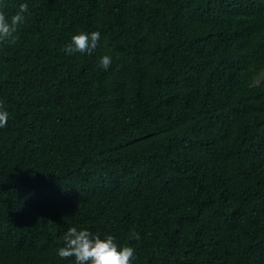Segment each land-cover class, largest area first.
I'll list each match as a JSON object with an SVG mask.
<instances>
[{
    "label": "trees",
    "instance_id": "trees-1",
    "mask_svg": "<svg viewBox=\"0 0 264 264\" xmlns=\"http://www.w3.org/2000/svg\"><path fill=\"white\" fill-rule=\"evenodd\" d=\"M25 3L0 43V264H75L73 226L132 264H264V0L0 11ZM81 31L97 48L67 54Z\"/></svg>",
    "mask_w": 264,
    "mask_h": 264
},
{
    "label": "clouds",
    "instance_id": "clouds-1",
    "mask_svg": "<svg viewBox=\"0 0 264 264\" xmlns=\"http://www.w3.org/2000/svg\"><path fill=\"white\" fill-rule=\"evenodd\" d=\"M25 13L29 15L28 4H20L19 10L10 18L0 11V43H15V33L25 21ZM101 33L92 31L90 33L79 32L71 37V42L65 45V51L69 55L76 53L91 55L97 48ZM112 57L103 55L99 66L107 70L112 65ZM9 112L0 103V128L7 126ZM132 238L139 239V234L132 232ZM64 245L59 248L58 256L67 260L74 258L75 264H132L135 258V249L130 246H119L116 238L106 235L101 238L99 233L93 234L88 229H77L70 227L63 236Z\"/></svg>",
    "mask_w": 264,
    "mask_h": 264
}]
</instances>
